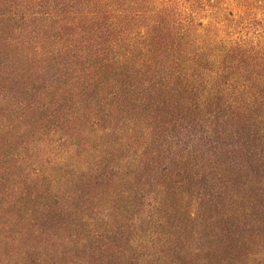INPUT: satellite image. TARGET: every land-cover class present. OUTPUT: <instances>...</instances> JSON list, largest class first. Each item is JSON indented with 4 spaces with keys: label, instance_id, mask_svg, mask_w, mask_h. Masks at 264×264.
Returning a JSON list of instances; mask_svg holds the SVG:
<instances>
[{
    "label": "trees",
    "instance_id": "obj_1",
    "mask_svg": "<svg viewBox=\"0 0 264 264\" xmlns=\"http://www.w3.org/2000/svg\"><path fill=\"white\" fill-rule=\"evenodd\" d=\"M0 108V251L15 247L37 204V237L68 250L58 264L78 233L81 245L97 242L74 251L82 264H171L153 242L141 246L147 254H109L121 227L109 222L125 215L102 204L129 185L115 178L116 157L134 167L183 113L219 108L244 122L264 113V0H0ZM65 182L67 209L55 196ZM143 215L128 224L144 225ZM71 228L78 241L66 244L57 233Z\"/></svg>",
    "mask_w": 264,
    "mask_h": 264
},
{
    "label": "rangeland",
    "instance_id": "obj_2",
    "mask_svg": "<svg viewBox=\"0 0 264 264\" xmlns=\"http://www.w3.org/2000/svg\"><path fill=\"white\" fill-rule=\"evenodd\" d=\"M221 112L202 108L198 114L176 117L178 124L163 128L160 137L151 140L146 158H136L134 167L126 168L129 155L116 157L120 170L115 178L129 185L117 192L118 198L102 204L104 211L125 215L109 222L121 226L111 256L124 251L133 256L136 250L147 254L141 246L153 242L152 252H163L171 264H264V113L254 111L251 121L244 122L235 111ZM223 114L230 121H223ZM0 125L6 126L2 120ZM67 182L55 195L64 209L73 204ZM142 193L152 200V210L135 206ZM140 210L144 225H129L130 214ZM35 211L18 224L15 247L0 251V264H58L55 258L68 252L58 247L60 241L37 237V227L45 225L37 221V204ZM82 223L83 232L110 234L109 224ZM70 232L57 234L66 244L69 237L78 241L76 230ZM78 235L80 242L87 238L86 233ZM100 241L103 246L105 240ZM80 242L64 254L66 264H82L74 251L88 253L97 245L92 238L88 244ZM51 246L59 249L54 252ZM157 259L146 257L152 263Z\"/></svg>",
    "mask_w": 264,
    "mask_h": 264
}]
</instances>
